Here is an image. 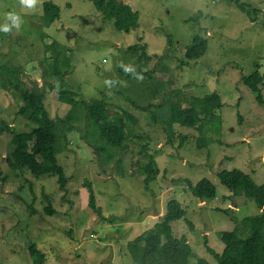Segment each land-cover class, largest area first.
<instances>
[{"label": "rangeland", "instance_id": "374dc122", "mask_svg": "<svg viewBox=\"0 0 264 264\" xmlns=\"http://www.w3.org/2000/svg\"><path fill=\"white\" fill-rule=\"evenodd\" d=\"M45 1L60 8L50 25L44 20ZM239 1L256 9V19L251 21L235 0H118L139 14L138 27L124 32L90 0H40L34 10L20 0H0V26L11 25L8 12L22 20L19 29L0 31V264H34L30 245L43 254L42 264H134L128 242L151 229L171 199L185 210L171 231L186 236L189 262L202 257L217 264L205 244L221 253L220 233L231 230L234 219L262 211L218 179L220 171L238 168L255 184L264 183V0ZM195 35L206 38L207 50L181 64ZM139 40L147 44L149 61L126 51ZM52 41L65 47L70 59L65 88L84 100L104 101L109 119L120 116L126 123L123 145L103 150L88 143L91 130L81 112L72 127L58 121L67 140L60 136L57 155L68 177L63 189L54 176L36 177L6 161L12 135L36 126L17 113L22 101L11 82L41 90L53 119L70 108L57 100L56 89L44 86L42 72L53 60L45 47ZM122 64L132 69L128 79L120 74ZM256 68L263 76L260 99L241 80ZM212 92L221 102L214 111L217 120H205L199 129L168 122L171 108L187 107L193 96ZM107 154L113 158H99ZM149 155L158 175L146 189L135 173ZM202 178L215 185L211 198L196 197L189 188ZM85 179L99 213L88 204Z\"/></svg>", "mask_w": 264, "mask_h": 264}, {"label": "trees", "instance_id": "16d2710c", "mask_svg": "<svg viewBox=\"0 0 264 264\" xmlns=\"http://www.w3.org/2000/svg\"><path fill=\"white\" fill-rule=\"evenodd\" d=\"M90 1L103 18L112 20L116 29L129 32L138 27V11L132 9L129 4L123 2L118 4V0ZM235 2L236 7L245 12L251 21L256 19V9L248 7L242 1L235 0ZM43 12L46 25H50L59 19L60 8L50 1L43 2ZM166 42L172 44L169 34L166 36ZM63 48L65 47L60 46L55 41L46 45L45 49L52 55L53 60L49 63L50 70H44L42 75L44 86H48L49 90L56 89L57 100L69 105V110L64 116L53 119L44 105V93L41 90L23 88L19 82L14 84L10 80L22 101L17 113L23 118L31 120L36 126L28 132L12 135L11 149L6 157L7 163L13 169L28 170L36 177H56L61 189L67 184L68 177L57 158L61 151L59 138L63 136V140L65 142L67 140L58 121L72 127L70 121L76 120L78 118L77 112H81L86 121V126L91 130L92 140L88 143L95 148L96 144H99L97 148L103 150H107L108 146L120 148L123 145L126 126L120 116L109 119L104 101L93 99L87 101L80 98L76 91L65 88V79L70 71V59L63 52ZM206 50V38L195 35L191 43L185 48L184 59L181 60V64H187L189 61L201 57ZM126 51L133 55L136 54L137 60L149 61L151 58L147 53V44L141 43L140 40L128 46ZM61 55L63 57L60 59L59 56ZM120 74L128 79V72H125V68L120 69ZM51 76L55 81H49ZM241 80L252 91L258 93L257 99H260L259 86L263 83V76L258 69L256 68L247 76H242ZM220 106V97L216 92L202 97L193 96L189 106L171 108V118L168 122H178L179 125L199 129L205 120H217L218 116L214 111ZM122 113L131 117L124 108H122ZM203 139L200 140L203 141ZM99 158L106 162L113 158V155L107 154V158ZM148 158V163L137 167L135 173L137 177L142 178L146 189L158 175V167L154 158L151 155ZM218 179L230 191L242 193L245 197L253 199L262 211L260 214L234 219L235 226L231 230L220 233V239L224 245L221 253L215 252L206 244L205 249L216 260L217 264H264V183L255 184L249 174L238 168L220 171ZM84 184L89 194L88 204L90 208L99 213L91 182L85 179ZM189 188L194 196L201 199L211 198L216 190L215 185L206 178H202L194 186L189 185ZM45 210L49 214L53 213L51 207H46ZM225 212L227 211L225 210ZM184 215L185 210L181 203L175 199L169 200L166 204L165 213L154 223L152 228L128 242V253L134 264H191L189 259L192 256V251L186 236L183 235L178 238L172 235L171 231V223L183 218ZM188 224L191 226L190 222ZM28 249L33 263L42 264L43 254L34 245H30ZM196 264L211 263L200 257Z\"/></svg>", "mask_w": 264, "mask_h": 264}, {"label": "clouds", "instance_id": "9594fccd", "mask_svg": "<svg viewBox=\"0 0 264 264\" xmlns=\"http://www.w3.org/2000/svg\"><path fill=\"white\" fill-rule=\"evenodd\" d=\"M39 2L40 0H20V4L29 10H34ZM6 19L11 21V25L4 24L0 26V31L4 33L11 32L12 28L19 29L22 24L21 17L14 12L6 13ZM121 67L125 66L122 64ZM128 71H132V69L125 67V72L127 73ZM137 79H142V77L137 76ZM113 83V81H106V84H108L109 86H111Z\"/></svg>", "mask_w": 264, "mask_h": 264}, {"label": "bare ground", "instance_id": "6f19581e", "mask_svg": "<svg viewBox=\"0 0 264 264\" xmlns=\"http://www.w3.org/2000/svg\"><path fill=\"white\" fill-rule=\"evenodd\" d=\"M60 48V47H59ZM15 77V76H14ZM86 186V185H85ZM244 197V196H243ZM89 198V197H88ZM89 200V199H88ZM89 202V201H88Z\"/></svg>", "mask_w": 264, "mask_h": 264}]
</instances>
